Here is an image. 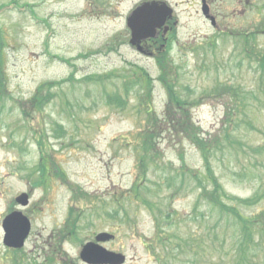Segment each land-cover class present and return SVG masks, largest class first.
Returning <instances> with one entry per match:
<instances>
[{
	"label": "rangeland",
	"instance_id": "374dc122",
	"mask_svg": "<svg viewBox=\"0 0 264 264\" xmlns=\"http://www.w3.org/2000/svg\"><path fill=\"white\" fill-rule=\"evenodd\" d=\"M141 1L0 0V7L13 2L33 4L22 8L10 5L0 13V26L7 41L3 69L10 91V98L2 101L4 108H0V264H14L11 252L4 249L1 222L22 192L31 194L32 203L25 211L34 221V234L26 246V251L32 249L34 254L29 253L27 258L38 255L36 243L41 246L42 236L54 232L65 220L67 207L73 206L77 213L83 212L77 233L81 240H75L85 242L98 232H113L116 238L105 245L125 253V264H159L147 249L145 238L154 233L155 224L161 220L163 224L174 221L173 227L166 226L167 232L193 234L188 247L194 254L193 264L239 263V253L232 251L230 237L238 223L232 217L217 214L205 199L201 202L203 190L196 189L191 177L194 169L200 177L206 173L202 153L195 144L183 135L174 136L168 129L158 141L159 158L155 164L148 163L144 177L140 174L138 153H146L134 147L138 146L137 134L147 115L139 112L138 85L131 87L133 93L130 92L132 72H136L135 76L150 72L153 106L161 116L168 101L167 86L159 80L155 59L140 53L124 35L129 13ZM162 1L174 7L179 19V42L171 55L180 66L178 88L190 100L186 107L197 126L211 138L226 133L232 123V135H227L230 142L222 139L211 146L208 162L226 194L262 196L256 205L243 207L244 217L257 214L264 210V79L261 81L257 58L246 52L245 43L247 36L254 35L250 39L255 48L264 51V25H259L264 24V0H208L217 18V29L203 15L201 0ZM225 32L233 37L226 42L220 38L218 46H213L217 35ZM70 77L87 82L71 81L54 87V102L43 111L34 112L33 123L26 118L31 107L24 108V114L17 107L16 103L24 106L43 82ZM225 84L240 89L231 92L224 88ZM50 87L51 83L44 92ZM125 87V100L114 105L104 101L108 94ZM223 88L231 93L220 94ZM209 92L212 93L207 95ZM68 104H76L78 111ZM55 120L62 121L65 127L51 126ZM41 128L50 153L56 154L58 167L72 183L90 193L89 199L75 202L71 187L62 181H53L48 188L33 187L29 174L39 159L37 131ZM138 179H145V185L151 183V209L125 199L123 208L128 216L120 213L111 220L107 215L110 210L121 209L114 204L112 194L121 196ZM208 188L212 190L213 186ZM231 203L224 202V206ZM174 210L182 216L169 217ZM196 210L199 211L194 215ZM96 212L101 216H95ZM215 216L220 217L224 228L212 229ZM173 217L178 218L177 225ZM77 242L64 245L71 258L67 264H85ZM256 250V264H263L262 250ZM181 258L182 264H191L187 262L190 256ZM22 262L36 264L35 260Z\"/></svg>",
	"mask_w": 264,
	"mask_h": 264
},
{
	"label": "trees",
	"instance_id": "16d2710c",
	"mask_svg": "<svg viewBox=\"0 0 264 264\" xmlns=\"http://www.w3.org/2000/svg\"><path fill=\"white\" fill-rule=\"evenodd\" d=\"M159 64L162 69H165V67H167L168 65V63L164 61L160 62ZM3 65V55L1 53L0 99H3L5 97V94H7V75L3 69ZM44 88L45 86H40L33 98L32 104L37 109L41 108L40 100L42 98ZM2 101L4 100H0V102ZM173 103L170 104L175 107V101H173ZM173 106L170 107V110ZM151 116L152 118H150L146 125L143 126L140 132L137 134V137L139 140H141V142L138 146H136V150L139 151L140 149H142V152L146 153L144 156H142L137 152L140 174L142 175V168H144L143 175L146 174V168L147 170L149 169V166L147 167V161L148 163L155 164V162L159 158L160 151L158 147V141L159 138L162 137V135L164 136L168 132V129L171 131V133L174 134V136L183 135L184 137H187L189 141H191L199 148L205 161L206 173L204 177H200L198 175V171L194 170L195 187L196 189H202V194H204V196H200L201 202H205L203 200L205 199L207 201V205L214 209L217 214L219 213L221 215H224L228 219L232 217V219L238 223V229L236 228L237 230L235 229L232 232L231 249L232 251L239 253L237 255L239 256L238 264H256L259 261L258 257L256 256V254L251 255V253L256 252V248H259L260 250H262V252L264 250V242L262 239L264 237V210L258 214L244 217L246 214L243 212V207H251L256 205L262 198V196L255 193L250 198H242L240 196H232L226 194L223 191V186L218 181L217 176L214 174L213 169L208 162V154L211 151V146L217 143L219 144L222 139L230 142L229 138L232 135L231 128H233L231 127L232 123L230 122V124H228L226 133L211 138V134L209 135V133H206L205 130L200 128V126H197L195 120H193V117L190 114V111L187 110L185 104L182 102L180 109L173 108L170 111V114L164 117V120L160 119L158 116L154 117L153 114H151ZM169 124L171 125V127L168 126ZM234 127L236 128V125H234ZM225 134L226 136L223 137V135ZM229 134L230 136L228 138L227 135ZM219 146L220 147L217 148L221 149L222 146ZM143 181L144 179H138L131 189H129L124 194L121 193V196L119 197H115V194H112L114 203L121 206L119 213H116L115 215L118 216V214L121 213L128 216L127 212L123 208V203L130 200H135L136 202L143 204L151 209L153 205L152 199H149L148 195L152 191V189L150 190L148 185V183L150 182H147V185H145ZM196 183H198V186H196ZM210 184L213 186L212 190H209L208 188ZM156 186L160 187V183H156ZM125 199L126 201L123 202ZM227 201H230L232 203L229 204L226 208L224 206V202ZM198 211H194V215H196ZM173 213H175V211H173ZM176 215L178 216V214ZM215 220V225L212 227L213 230H216L218 227H225L224 225H221V222L219 221L220 217L215 216ZM160 224L161 223L159 222L158 224H156V231L153 236L145 238L148 249L157 259L159 264H182L184 260L181 257L183 255L190 256L191 258H189L187 262L193 264L194 254L192 249L188 248L190 245L189 239L193 237V234L188 233L187 235H182L170 231L159 232ZM255 238L256 240H254ZM262 263L264 264V257H262Z\"/></svg>",
	"mask_w": 264,
	"mask_h": 264
},
{
	"label": "water",
	"instance_id": "95a60500",
	"mask_svg": "<svg viewBox=\"0 0 264 264\" xmlns=\"http://www.w3.org/2000/svg\"><path fill=\"white\" fill-rule=\"evenodd\" d=\"M204 10L208 13V8L206 5L204 6ZM162 11L165 16L169 12L164 5H159L157 3L146 4L139 13L145 14H156L157 12ZM138 12V11H137ZM133 16L130 18L132 20ZM154 23V22H153ZM152 23L150 33L153 34L154 24ZM134 34L136 39L147 35L144 32V25L140 22L139 17L134 20ZM28 196L23 194L18 198L23 204L28 203ZM7 235H6V243L8 245L21 246L24 242L25 237L28 235L30 230V222L29 220L22 214V212H15L7 219L4 223ZM113 237L112 234L109 233H101L97 236L98 241H106ZM82 258L91 263H111V264H120L125 261V256L121 253H116L113 251H108L106 248L95 244L88 243L84 247L82 252Z\"/></svg>",
	"mask_w": 264,
	"mask_h": 264
},
{
	"label": "flooded vegetation",
	"instance_id": "af4514ba",
	"mask_svg": "<svg viewBox=\"0 0 264 264\" xmlns=\"http://www.w3.org/2000/svg\"><path fill=\"white\" fill-rule=\"evenodd\" d=\"M176 21H174L173 19L169 20L167 22V27H163L161 28L159 31H158V35L156 36V38L158 39H149L145 46H146V49L148 50V53L149 54H153V49H155V45L158 44H161L160 42V38L163 40V42H167L168 41V34L171 33V31L174 29V26L176 25ZM160 37V38H159ZM162 46L164 47L165 46V43H162Z\"/></svg>",
	"mask_w": 264,
	"mask_h": 264
}]
</instances>
